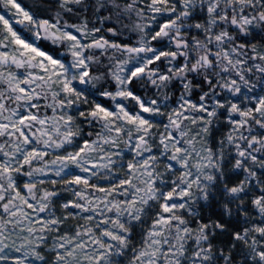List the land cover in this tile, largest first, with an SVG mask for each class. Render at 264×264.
Returning <instances> with one entry per match:
<instances>
[{
  "label": "snow or ice",
  "instance_id": "1",
  "mask_svg": "<svg viewBox=\"0 0 264 264\" xmlns=\"http://www.w3.org/2000/svg\"><path fill=\"white\" fill-rule=\"evenodd\" d=\"M0 264H264V0H0Z\"/></svg>",
  "mask_w": 264,
  "mask_h": 264
}]
</instances>
